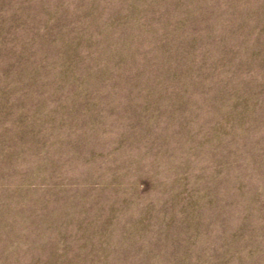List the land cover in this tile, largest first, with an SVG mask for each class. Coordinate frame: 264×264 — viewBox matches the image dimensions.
<instances>
[{"label": "rangeland", "instance_id": "obj_1", "mask_svg": "<svg viewBox=\"0 0 264 264\" xmlns=\"http://www.w3.org/2000/svg\"><path fill=\"white\" fill-rule=\"evenodd\" d=\"M0 264H264V0H0Z\"/></svg>", "mask_w": 264, "mask_h": 264}]
</instances>
